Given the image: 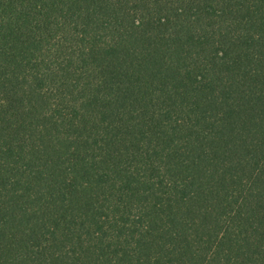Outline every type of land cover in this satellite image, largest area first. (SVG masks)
Here are the masks:
<instances>
[{
    "label": "trees",
    "instance_id": "trees-1",
    "mask_svg": "<svg viewBox=\"0 0 264 264\" xmlns=\"http://www.w3.org/2000/svg\"><path fill=\"white\" fill-rule=\"evenodd\" d=\"M0 264H264V0H0Z\"/></svg>",
    "mask_w": 264,
    "mask_h": 264
}]
</instances>
